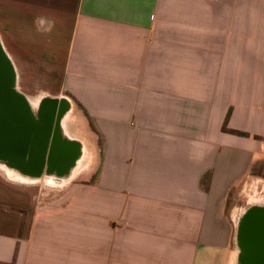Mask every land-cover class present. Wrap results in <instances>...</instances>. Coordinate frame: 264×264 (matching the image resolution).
I'll return each mask as SVG.
<instances>
[{
	"label": "crops",
	"instance_id": "1",
	"mask_svg": "<svg viewBox=\"0 0 264 264\" xmlns=\"http://www.w3.org/2000/svg\"><path fill=\"white\" fill-rule=\"evenodd\" d=\"M0 39L21 92L97 129L69 187L83 161L60 187L0 164V264H232L238 196L264 200V0H0Z\"/></svg>",
	"mask_w": 264,
	"mask_h": 264
},
{
	"label": "water",
	"instance_id": "2",
	"mask_svg": "<svg viewBox=\"0 0 264 264\" xmlns=\"http://www.w3.org/2000/svg\"><path fill=\"white\" fill-rule=\"evenodd\" d=\"M65 99L45 97L38 105L17 88V72L0 39V164L24 176L39 178L56 175L68 157L71 165L53 179H66L82 160V144L70 139L63 118L70 109ZM73 148V150H71ZM70 149V150H68ZM57 169V170H56ZM262 209V210H261ZM264 208L253 205L245 210L238 233L250 235L264 228ZM240 230V231H239ZM237 233V235H238ZM253 251L263 255L257 246Z\"/></svg>",
	"mask_w": 264,
	"mask_h": 264
},
{
	"label": "rangeland",
	"instance_id": "3",
	"mask_svg": "<svg viewBox=\"0 0 264 264\" xmlns=\"http://www.w3.org/2000/svg\"><path fill=\"white\" fill-rule=\"evenodd\" d=\"M248 37L245 36V40L247 39ZM18 82H20L21 79H17ZM17 82V88L19 86V83ZM23 84V83H21ZM19 89V88H18ZM24 93V92H22ZM25 95H29L27 94L26 92L24 93ZM33 96H37L36 94H32ZM32 96V98H33ZM45 97H48V96H45L41 94V97L38 96L37 98L34 97L33 100H30L33 102L34 105H38L39 102L45 98ZM78 111V110H77ZM79 112V111H78ZM78 112L76 113L75 111V107L73 108V106L70 107L69 111L66 113V115L64 116L63 118V127L65 129V132L67 133V136L70 138V139H75L77 141H80L81 144H82V160L83 161V164L86 162V165L84 164L83 165H80V168L74 173V175L72 176L73 178V181L70 182L71 180L68 181V183L66 185L71 186L72 184H74L75 182H81V181H84L87 177H90V172H91V167H92V162L94 164V160L96 157H93L92 154H93V148L91 145H89V141H87V139L85 138L84 134H85V131H87L88 133H91L94 135V129H96L94 127V123H93V120H92V117H82V115L78 114ZM78 114V115H77ZM78 122V123H77ZM77 124V125H76ZM94 124V125H93ZM78 128H77V127ZM76 127V128H75ZM97 130V129H96ZM94 138H96V136H94ZM3 174V175H6L5 174V171H3L2 169H0V175ZM16 176H19L18 174L14 173ZM20 174V173H19ZM21 175V174H20ZM51 176V178L49 179L47 177V179H45L47 182H45L47 185L49 186H52V185H55L53 187H60L59 185H56V179H53L54 176L56 177H59L57 174L52 176V175H49ZM45 177H43L44 179ZM23 179L25 180H32V181H28V182H35L38 181V180H43L42 178L41 179H30V178H26L24 177ZM90 179V178H89ZM87 180L89 181L90 183V180ZM252 185L249 186V188H245V190L238 196V200H237V204L239 205V209L237 210V212L235 213L234 215V223H235V239H234V246H235V249H234V255H233V259H232V264H241V250L239 249V243H238V246H237V238H238V225H239V222L242 220L243 216H244V213H245V210L253 205H259V206H263L264 205V200L260 197L261 194H255L254 192H252ZM62 186H65L62 185Z\"/></svg>",
	"mask_w": 264,
	"mask_h": 264
},
{
	"label": "flooded vegetation",
	"instance_id": "4",
	"mask_svg": "<svg viewBox=\"0 0 264 264\" xmlns=\"http://www.w3.org/2000/svg\"><path fill=\"white\" fill-rule=\"evenodd\" d=\"M74 147H72L71 150H73ZM70 150V149H68ZM69 152H67L66 156L68 157L67 160H63L60 164H59V168L56 171L55 174L57 175H62L64 173V168H67V166L71 165L70 160H69ZM264 208L263 206H260ZM262 210V209H261ZM264 213V212H263ZM243 248L241 247V264H264V228L263 229H257L254 228L251 232L250 235H245L243 236ZM238 243L240 244V241H237V246ZM257 246L261 253L263 255H259L257 253H255L253 251V247ZM239 249H240V245H239Z\"/></svg>",
	"mask_w": 264,
	"mask_h": 264
},
{
	"label": "bare ground",
	"instance_id": "5",
	"mask_svg": "<svg viewBox=\"0 0 264 264\" xmlns=\"http://www.w3.org/2000/svg\"><path fill=\"white\" fill-rule=\"evenodd\" d=\"M80 163H81V161H80ZM84 164H86V163H84ZM50 179V178H49ZM240 231V230H239ZM243 235H242V233L241 232H239L238 233V238H237V240H238V242L240 241V250H241V247L243 248V245H244V242H243Z\"/></svg>",
	"mask_w": 264,
	"mask_h": 264
},
{
	"label": "trees",
	"instance_id": "6",
	"mask_svg": "<svg viewBox=\"0 0 264 264\" xmlns=\"http://www.w3.org/2000/svg\"><path fill=\"white\" fill-rule=\"evenodd\" d=\"M229 131H232V132H234L233 130H229Z\"/></svg>",
	"mask_w": 264,
	"mask_h": 264
}]
</instances>
